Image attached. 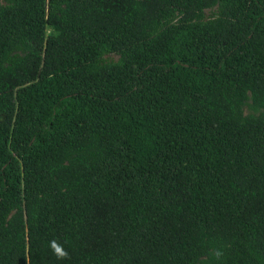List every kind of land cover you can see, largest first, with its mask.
I'll use <instances>...</instances> for the list:
<instances>
[{"label":"trees","instance_id":"trees-1","mask_svg":"<svg viewBox=\"0 0 264 264\" xmlns=\"http://www.w3.org/2000/svg\"><path fill=\"white\" fill-rule=\"evenodd\" d=\"M0 264H264V0H0Z\"/></svg>","mask_w":264,"mask_h":264},{"label":"rangeland","instance_id":"rangeland-1","mask_svg":"<svg viewBox=\"0 0 264 264\" xmlns=\"http://www.w3.org/2000/svg\"><path fill=\"white\" fill-rule=\"evenodd\" d=\"M206 13L209 14L210 13V10L209 9H206ZM115 56V55H114ZM118 56H115V58H117Z\"/></svg>","mask_w":264,"mask_h":264},{"label":"clouds","instance_id":"clouds-1","mask_svg":"<svg viewBox=\"0 0 264 264\" xmlns=\"http://www.w3.org/2000/svg\"><path fill=\"white\" fill-rule=\"evenodd\" d=\"M62 254V253H61Z\"/></svg>","mask_w":264,"mask_h":264}]
</instances>
